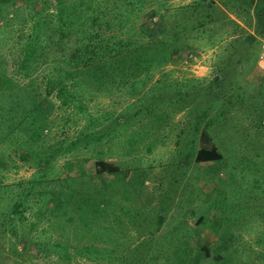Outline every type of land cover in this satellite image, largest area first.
Returning <instances> with one entry per match:
<instances>
[{
	"label": "rangeland",
	"instance_id": "rangeland-1",
	"mask_svg": "<svg viewBox=\"0 0 264 264\" xmlns=\"http://www.w3.org/2000/svg\"><path fill=\"white\" fill-rule=\"evenodd\" d=\"M57 1L61 0H35L31 8L50 10ZM84 1L97 8L96 14L103 12L101 21L109 19V8L125 10L112 19L110 29L100 28L101 34L118 33L120 21L125 33L117 37L144 42L147 36L141 30L153 26L154 41L165 42L157 47L168 58L153 62L127 83L118 81L89 90L93 95L84 93L85 113L47 97V128L35 142L42 152L59 140H74L81 129L98 132L101 139L58 155L46 178L58 176L75 190L83 187L78 180L83 176L94 186L104 183L108 201L93 214L82 208L83 201L74 192L66 205L36 220L32 215L38 206L36 195L30 196L16 234L7 227L0 229V264H136L141 258L145 264H178V260L193 264L196 258L199 264H264V71L255 63L259 37L253 32L251 10L235 15L227 8L231 0L215 1V11L208 7L214 21L171 40L163 34L175 32L185 21V10L203 0H134V7L124 0ZM15 6L23 9L11 18ZM0 7L4 82L30 84L18 63L33 10L21 0L2 2ZM130 7L135 11L127 12ZM222 12L232 22L222 18ZM228 52H232L230 70L228 66L219 73V83L212 85ZM44 72L39 65L30 74L40 96ZM85 114L93 118L91 128L85 127ZM205 125L221 158L199 162L194 153ZM29 143L20 132L0 140V215L9 196L37 170L28 157ZM97 159L117 170L95 173ZM157 215L161 223L156 222ZM53 242L66 245L67 258L51 249ZM38 244L45 250L39 251Z\"/></svg>",
	"mask_w": 264,
	"mask_h": 264
},
{
	"label": "trees",
	"instance_id": "trees-1",
	"mask_svg": "<svg viewBox=\"0 0 264 264\" xmlns=\"http://www.w3.org/2000/svg\"><path fill=\"white\" fill-rule=\"evenodd\" d=\"M15 1L4 0L0 1V3L7 2V4H11ZM21 1L29 8L35 2V0ZM203 1L196 2L188 8L185 7V9L187 8L185 10V21L183 22L182 20V22L180 21L177 24L179 28L175 32L173 31L171 34L170 31L165 32L163 37L175 40L178 33H183L187 30L204 29L207 24L214 21L215 17L209 12L210 10L208 11V7L215 11V1L223 3L225 0ZM131 3L133 7L136 4L134 0H124L126 5ZM228 4V11L235 15H238L241 10L245 12L251 10L255 17L253 32L259 37V43L260 39L264 38V0H231ZM117 8H109V19L101 21L100 16L103 12L98 9L99 11L96 14L97 8H93L84 0L57 1L52 4L50 10L42 8L39 11H34L32 7L33 11L29 12V18L32 19V23L29 33L20 48L22 55L18 63L19 71L23 72L26 77H30V84L19 86L13 83L12 80L5 83V71L0 66V90H3L2 92L0 91V140L3 141L6 137L17 132L27 135L30 142L27 146L28 157L33 160L37 167L34 175H31L19 185L15 195H10V200L7 198V208L0 215V229L10 228L12 235H15L16 230H18L27 199L33 195H36L35 200L38 205L32 213L36 220L42 219L45 212L50 211L48 214L51 215V211L55 212L62 205H66L69 202L68 196L74 195V192V196L79 197L80 200L82 199V208L86 211H92L93 214H97V211L107 204L108 198L105 196L104 183L97 187L88 183V179L85 176L81 179L77 177L83 187L75 190V185L62 183L61 178L58 176L50 179L46 178L51 163L58 155L66 151L76 150L80 145L95 144L97 140L101 139L98 132H89V129H81L74 140L69 142L59 140L56 144L43 148L45 152L48 151L47 153L42 152L35 142L39 140L42 130L47 128L45 116L49 101L47 97L50 95L59 101L60 106L63 105L65 108L72 106L76 111L85 113L86 109L81 103V97L84 93L93 95L89 92L93 88H106L107 85L118 81L127 83L128 80L136 78L141 70L149 67L153 62H164L167 60V53H163V49H160L162 47H157L161 42L162 44L165 42L154 41L153 26L145 27L141 30L148 37H146L144 42L137 41L130 36L117 37L119 32L121 34L125 33L121 28L120 21L116 24L118 33L101 34L100 28L103 27L104 30L110 29L113 25L110 24L112 19L120 18L125 12L123 7ZM17 9L22 10L23 7L15 6L11 8V18L16 15ZM130 11H135V9L130 7L127 12ZM127 12L125 13L126 16ZM222 14V18H227L226 13L222 12ZM228 20L232 22L231 19ZM156 38L158 39L157 36ZM171 45L172 47H177L175 44ZM149 51H152L153 55H149ZM162 54L163 56H161ZM231 58L232 52H228L221 60L220 65L217 66L218 74L211 80L212 85L219 83V73L223 74L228 66L230 70ZM39 65L45 67V72L41 78L43 90L41 96L35 93V87L31 83L32 81L35 82L36 78H32L33 75H30ZM15 88H18V91L14 92ZM9 94L12 95V98H9ZM85 116L88 120L85 127L91 128L94 124L93 118L87 114ZM206 128L207 126L205 125L200 130L199 145L194 153V159L199 162L221 158V154L212 142V138ZM94 166L95 173L99 175L112 173L117 170V166L102 159H97L94 162ZM38 189L40 190L37 191ZM48 199H52L51 203L47 202ZM69 209L70 206H67L68 211H70ZM71 219V216H69L67 223L71 224ZM155 219L157 223L162 222V217L159 215ZM37 247L39 251L45 250V247H42L41 244H38ZM55 248L64 258L68 257L66 245L53 242L51 249L55 251ZM208 255V251H205V257ZM135 262L136 264H145L146 260L141 258ZM178 264L183 263L178 260ZM193 264H199V258H196Z\"/></svg>",
	"mask_w": 264,
	"mask_h": 264
},
{
	"label": "built area",
	"instance_id": "built-area-1",
	"mask_svg": "<svg viewBox=\"0 0 264 264\" xmlns=\"http://www.w3.org/2000/svg\"><path fill=\"white\" fill-rule=\"evenodd\" d=\"M256 66L264 71V38L259 41V52L256 60Z\"/></svg>",
	"mask_w": 264,
	"mask_h": 264
}]
</instances>
